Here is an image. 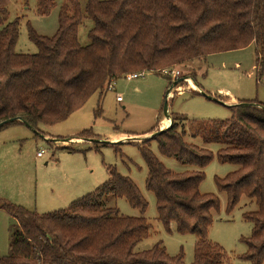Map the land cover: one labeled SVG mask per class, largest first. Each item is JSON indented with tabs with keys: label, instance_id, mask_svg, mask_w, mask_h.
<instances>
[{
	"label": "trees",
	"instance_id": "obj_1",
	"mask_svg": "<svg viewBox=\"0 0 264 264\" xmlns=\"http://www.w3.org/2000/svg\"><path fill=\"white\" fill-rule=\"evenodd\" d=\"M81 1L62 4L52 37L39 35L28 24L29 40L38 49L34 55L16 53L20 20L8 22L0 6V123L21 120L33 130L54 126L127 75L162 76V70L252 45L257 69L264 75V0H86L84 8ZM55 6L56 0H37V14L48 15ZM85 19L93 27L90 44L82 46L79 28ZM228 108V120L193 122L192 138L220 145L217 161L238 167L223 179L216 177L215 183L227 195V214L242 197L256 204L257 211L243 215L253 230L241 240L248 252L240 259L263 264L264 104L241 101ZM101 111L99 105L96 115ZM170 117L169 128L136 144L148 168L146 189L155 196L158 221L168 234L175 230L197 237L192 264H229L224 248L209 240L212 212L220 210V199L200 191L204 170L215 155L186 143L179 118ZM13 125L24 124L15 121L0 131ZM92 136L89 130L70 139ZM152 141L162 156L198 170L171 172L151 151ZM108 175L106 183L66 210L41 215L0 201V210L17 222L9 254L0 255V264H185L182 252L171 257L162 242L135 251L149 238L151 225L146 218L121 215L108 201L125 199L142 215L149 205L129 177L112 167Z\"/></svg>",
	"mask_w": 264,
	"mask_h": 264
},
{
	"label": "rangeland",
	"instance_id": "obj_2",
	"mask_svg": "<svg viewBox=\"0 0 264 264\" xmlns=\"http://www.w3.org/2000/svg\"><path fill=\"white\" fill-rule=\"evenodd\" d=\"M65 1L56 0V6L48 15L39 16L37 0H0V6L7 11V21L20 20L16 53L34 55L38 52L36 45L29 40L28 24L41 36L56 34L60 8ZM81 3L84 8L86 0ZM92 27L93 23L88 19L80 26L79 42L82 46L90 44L88 33ZM256 59L252 45L175 68L181 71L175 82L184 81L174 88L171 98L166 96L172 83L165 76L146 72L143 78L133 81L123 78L104 93L94 95L82 109L62 123L40 125L36 130L26 125L3 129L0 131V201L41 215L66 210L73 202L106 183L108 168L112 167L135 183L149 205L146 214L142 215L125 199L109 198L108 201V207H117L121 215L143 217L151 225L149 238L138 244L135 251L150 250L162 242L171 257L182 252L184 263L192 264L198 239L194 235H180L175 230L173 234H168L158 221L155 196L146 189L148 168L136 145L152 138L159 120L167 119V115H176L179 125L186 131L185 142L210 150L215 155L204 170L206 180L200 186L202 194H214L220 199V210L212 212L209 240L224 248L230 258L229 264H251L240 259L248 252L241 240L250 238L253 230L252 224L247 223L243 215L258 208L247 197H242L234 212L227 214V195L218 191L215 178L223 179L237 171L238 167L220 164L216 153L221 146L206 145L200 137L192 138V134L193 122L230 119L232 114L228 107L235 106L232 104L234 100L264 104V75L259 73ZM190 80L197 90L188 89L187 81ZM178 89L183 91L176 92ZM117 97L123 101L118 102ZM166 103L168 114L164 110ZM99 105L102 111L96 115ZM170 120L171 125L173 120ZM164 125H158L156 132L170 126L167 122ZM89 130L95 135L90 139H70ZM116 137L123 138L113 142ZM150 148L165 168L173 173L198 170L162 156L154 141ZM39 153L41 157H38ZM16 225L14 218L0 210L2 256L9 254L11 235Z\"/></svg>",
	"mask_w": 264,
	"mask_h": 264
},
{
	"label": "built area",
	"instance_id": "obj_3",
	"mask_svg": "<svg viewBox=\"0 0 264 264\" xmlns=\"http://www.w3.org/2000/svg\"><path fill=\"white\" fill-rule=\"evenodd\" d=\"M144 74L145 73H133V74H130V75H127L125 77L126 80L128 81H133V80H136V79H140V78H143L144 77ZM161 74L162 76H165L166 78H169L171 79V81L173 82L172 85L174 84V82L179 79V77L181 76V71L178 70V69H165V70H162L161 71ZM263 80H264V77H263ZM171 85V86H172ZM174 90V89H173ZM173 90L171 91V94L169 95V97L171 98L172 94H173ZM168 97V98H169ZM117 101L118 102H122V98L121 97H117ZM162 125V124H161ZM38 157H41V154L39 153L38 154Z\"/></svg>",
	"mask_w": 264,
	"mask_h": 264
},
{
	"label": "water",
	"instance_id": "obj_4",
	"mask_svg": "<svg viewBox=\"0 0 264 264\" xmlns=\"http://www.w3.org/2000/svg\"><path fill=\"white\" fill-rule=\"evenodd\" d=\"M184 81V79H180L178 82H175L173 85H172V87H170V90H169V92H168V94H167V97L166 98H168L169 97V95L171 94V91L177 86V85H179L180 83H182ZM209 99L210 100H213V98L212 97H209ZM165 113L166 114H168V104L166 103V105H165ZM167 120L168 121H170L171 122V117H170V115H167ZM15 121H20V122H22L24 125H26L27 127H29L28 126V124L27 123H25V122H23V121H21V120H16V119H10V120H7V121H4V122H1L0 123V130L4 127V126H6V125H8V124H12V123H14ZM172 124V123H171ZM165 129H163V130H161V131H159V132H156V133H154V135L152 136V137H154V136H156V135H159L161 132H163ZM58 141V140H57Z\"/></svg>",
	"mask_w": 264,
	"mask_h": 264
},
{
	"label": "crops",
	"instance_id": "obj_5",
	"mask_svg": "<svg viewBox=\"0 0 264 264\" xmlns=\"http://www.w3.org/2000/svg\"><path fill=\"white\" fill-rule=\"evenodd\" d=\"M188 89H190V90H194V91H195V90H197V87L195 86V88H193V89H191V88H188ZM175 91L178 92V91H183V90H182V89H178V90H175ZM175 91H174V92H175ZM241 101H246V100H240V101H238V102H237L236 100H234V101L232 102V104L237 105V104H239V102H241ZM166 120H167V119H162L160 122L158 121L157 125L161 126V124H162L163 126H165L164 123L166 122ZM160 123H161V124H160ZM166 125H167V124H166ZM157 127H158V126H156L153 130H157ZM166 127H167V126H166ZM77 135H78V134H77ZM77 135H75V136H77ZM121 138H123V137H119V138L116 137V138H114L112 141H113V142H116V141H118V140L121 139ZM125 139H126V138H125ZM123 140H124V139H123Z\"/></svg>",
	"mask_w": 264,
	"mask_h": 264
},
{
	"label": "bare ground",
	"instance_id": "obj_6",
	"mask_svg": "<svg viewBox=\"0 0 264 264\" xmlns=\"http://www.w3.org/2000/svg\"><path fill=\"white\" fill-rule=\"evenodd\" d=\"M189 83V88L193 89L195 88V85L194 83L190 80V81H187ZM166 122L170 125V121L166 120ZM170 126H168L167 128H169ZM166 128V129H167Z\"/></svg>",
	"mask_w": 264,
	"mask_h": 264
}]
</instances>
